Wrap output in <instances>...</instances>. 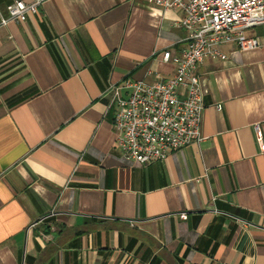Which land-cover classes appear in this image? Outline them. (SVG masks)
<instances>
[{
  "label": "crops",
  "instance_id": "1",
  "mask_svg": "<svg viewBox=\"0 0 264 264\" xmlns=\"http://www.w3.org/2000/svg\"><path fill=\"white\" fill-rule=\"evenodd\" d=\"M181 16L45 0L0 26V264H264V29L197 64L201 141L147 165L115 144L106 89L171 75Z\"/></svg>",
  "mask_w": 264,
  "mask_h": 264
},
{
  "label": "built area",
  "instance_id": "2",
  "mask_svg": "<svg viewBox=\"0 0 264 264\" xmlns=\"http://www.w3.org/2000/svg\"><path fill=\"white\" fill-rule=\"evenodd\" d=\"M44 1L13 0L6 6L7 16L0 17V26L24 21ZM150 1L161 10L182 13L183 45L177 54L170 50L162 53L164 61L173 63L174 72L153 81L127 79L106 89L110 93L108 107L113 108L115 144L126 158L140 165L163 161L170 152L202 140V95L206 89L196 73L197 64L207 58L225 59L221 47L229 43L241 50L259 46L258 37L247 32L255 27L264 29V0ZM253 130L264 152V134L258 124Z\"/></svg>",
  "mask_w": 264,
  "mask_h": 264
}]
</instances>
